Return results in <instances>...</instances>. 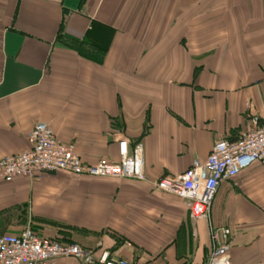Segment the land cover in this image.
<instances>
[{
    "label": "crops",
    "instance_id": "0c3cea01",
    "mask_svg": "<svg viewBox=\"0 0 264 264\" xmlns=\"http://www.w3.org/2000/svg\"><path fill=\"white\" fill-rule=\"evenodd\" d=\"M59 30L81 46L59 44ZM38 122L85 163L141 142L148 180L0 181V235L65 226L59 240L95 256L205 264L209 222L152 182L264 123V0H0V159L26 149ZM210 223L231 228L233 264H264L263 165L219 184Z\"/></svg>",
    "mask_w": 264,
    "mask_h": 264
},
{
    "label": "built area",
    "instance_id": "2783aa9c",
    "mask_svg": "<svg viewBox=\"0 0 264 264\" xmlns=\"http://www.w3.org/2000/svg\"><path fill=\"white\" fill-rule=\"evenodd\" d=\"M28 147L0 159V181L16 177L40 179L46 173L67 171L73 175L148 180L144 172L143 145L130 146L119 141V160L83 162L73 143L59 140L44 122H38L27 134ZM264 166V123L235 140L215 141L204 162L193 160L182 173L164 175L152 182L155 189L183 198L190 217L208 224L209 252L205 264H233L232 230L210 223L213 197L219 184L235 177L252 163ZM59 257H69L81 264H139L115 259L108 252L95 256L91 250L74 242L44 237L27 225L20 233L0 235V264H55Z\"/></svg>",
    "mask_w": 264,
    "mask_h": 264
},
{
    "label": "trees",
    "instance_id": "16d2710c",
    "mask_svg": "<svg viewBox=\"0 0 264 264\" xmlns=\"http://www.w3.org/2000/svg\"><path fill=\"white\" fill-rule=\"evenodd\" d=\"M57 41L59 44L66 46V47H79L82 44V41L77 39V38H73L70 37L69 35L63 34L60 30L57 34ZM59 240V239H57ZM64 242H72V241H64Z\"/></svg>",
    "mask_w": 264,
    "mask_h": 264
},
{
    "label": "rangeland",
    "instance_id": "374dc122",
    "mask_svg": "<svg viewBox=\"0 0 264 264\" xmlns=\"http://www.w3.org/2000/svg\"><path fill=\"white\" fill-rule=\"evenodd\" d=\"M28 224L29 225H32L31 222H29ZM57 231L58 232L55 234V236H57V237H54L56 239H59L58 236L60 237V235L68 238L69 237V234L71 233V229L66 228L65 226L58 227V230ZM67 240H69V239H67Z\"/></svg>",
    "mask_w": 264,
    "mask_h": 264
}]
</instances>
